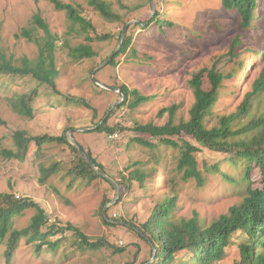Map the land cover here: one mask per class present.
Segmentation results:
<instances>
[{
    "label": "rangeland",
    "instance_id": "374dc122",
    "mask_svg": "<svg viewBox=\"0 0 264 264\" xmlns=\"http://www.w3.org/2000/svg\"><path fill=\"white\" fill-rule=\"evenodd\" d=\"M62 1L80 5L98 33H112L113 37L86 42L84 35L71 31L66 12L48 0H0V54L17 65L25 56L37 58V42L22 31L26 28L44 36L41 28H34L33 16L39 12L52 33L59 37L55 52L60 70L57 86L61 92L57 94L48 84L30 76L0 73V192H13L17 197H31L39 202L49 215L45 230L53 223L71 222L92 241L103 239L104 245L85 249L71 230L50 237L58 245L44 246L40 251L36 244L23 238L10 264H152L153 246L135 227L143 226L166 194L172 195L162 173L163 165L154 169L152 154L162 156L167 176H171L176 172L178 149L164 145L150 133L133 129L150 122L165 124L169 113L160 116L159 111L174 104L178 106L175 121L188 119L194 102L188 82L203 68L215 67L225 76L214 116L236 110L263 65L264 58L253 51L264 48V0L258 7L260 16L246 30L240 26L238 14L225 9L222 0H158L160 11L178 26L172 32L159 34L154 27L146 31L147 23L136 24L129 30L134 42L132 48L118 55L115 64H107L94 75L95 69L118 48L124 22L131 25L150 18L151 4L148 9V0H109L122 17L121 21H109L91 8L87 0ZM140 10L146 11L140 13ZM237 38L240 43L232 48ZM66 41L71 46L89 43L98 54L94 58L74 60ZM100 83L115 88L124 84L149 98L131 107L120 92ZM204 87H211L207 72ZM34 88H38L39 97L34 102L35 116L29 118L17 113L11 103L16 96ZM77 99L86 100L91 107ZM104 118L108 119L107 125L119 128L113 133L97 131V123H102ZM20 129L31 135L65 133L69 142L83 146L104 166V172L99 170L102 178L91 184L74 180L68 172L74 155L68 144L46 143L40 149L32 145L22 160L7 157L3 151L15 148L13 135ZM139 138L154 142L156 148L140 143ZM194 143L200 146L196 154L200 169L207 163L219 165L221 171L205 172L204 186H199L195 178L178 179L174 219L196 216L202 225L209 226L242 200V185L238 183L242 180L231 183L227 174L241 178L243 168L231 166L227 154ZM42 164L47 167L55 164L57 170L46 183L40 181ZM138 167L144 168L146 174L151 172L145 180L147 188L143 189L136 179L129 189L121 188L118 182L122 183L123 176ZM259 173L257 168L252 171L256 185H260ZM110 178L119 186V194ZM107 196L112 200L105 203ZM107 210L118 224L104 222L102 215ZM34 213V209L26 210L14 219L13 227L26 226ZM6 248L7 240H0V264H8ZM237 260L239 254L232 248L215 264H235ZM169 264L197 263L179 258Z\"/></svg>",
    "mask_w": 264,
    "mask_h": 264
},
{
    "label": "trees",
    "instance_id": "16d2710c",
    "mask_svg": "<svg viewBox=\"0 0 264 264\" xmlns=\"http://www.w3.org/2000/svg\"><path fill=\"white\" fill-rule=\"evenodd\" d=\"M48 1L54 4L57 9L66 12L71 31L84 35L86 42L103 41L113 37L112 33H98L96 26L84 14V10L80 5L62 0ZM154 1L157 10L153 17L131 25L129 22H124L120 31V38L126 28L127 32L122 47L109 64H115L118 55L127 53L132 48L134 42L129 30L136 24L147 23L146 31L154 27L159 34L172 32L178 26L167 19L166 15L160 11L158 0ZM260 1L222 0V6L227 10L236 12L240 26L246 30L260 16L261 12L258 9ZM87 2L106 20H122L121 15L114 10L111 1L87 0ZM146 4L149 9L150 0ZM144 11L146 10H140V13ZM33 23L34 28H41L44 31V36L35 35L33 30L26 28L23 29L22 34L37 42L39 47L37 58L30 59L25 56L22 58L21 64L17 65L0 54V73L30 76L42 84H48L54 92L61 94L57 86L60 70L56 63L55 52L59 37L52 33L49 23L39 12L33 16ZM86 42L76 46H71L67 41L65 42L72 59L79 61L97 56L96 50ZM239 43L240 40L237 38L232 48ZM253 54L264 58V48L253 51ZM205 72H207L211 83L209 89L204 87ZM224 78L225 76L215 67L200 69L192 75L188 82L194 94V102L189 109L188 119L181 118L179 122L175 121L178 106L174 104L159 111L160 116L169 113V119L165 124L160 125L150 122L138 124L133 129L150 133L154 138H159L164 145L178 149L176 172L171 176H167L168 169L162 156L156 153L152 154L155 160L154 169L161 166V163L163 165L162 173H165V180L169 184L172 195L166 194L163 199L156 203L152 214L143 226L134 228L136 232L152 244L154 257L152 264H169L179 258L191 259L197 264H215V262L224 259L232 248H235V251L239 254V260L235 264H264V59L262 68L254 80L251 90L245 93L236 110L214 116V108L220 99V89ZM119 88L123 93L124 100L130 101L131 107L138 106L149 98L142 95L137 89H131L127 85L122 84ZM38 97L39 90L34 88L16 96L15 99H12L11 104L17 113L33 118L35 116L34 102ZM77 101L91 107L84 99H77ZM107 124L108 119L104 118L102 123H97L96 130L113 133L119 128V126L111 127ZM176 136L178 140L174 138ZM13 137L15 148L3 151L9 158L22 160L26 157L32 145H36L40 149L46 143L56 142L58 144H68L74 152L68 169L74 180L80 179L86 184H91L97 178H102L99 170L105 171L104 166L96 160L93 154L81 146L97 166V169H95L81 150L69 142L65 133L61 135L48 133L31 135L28 131L20 129L15 131ZM193 140L204 147L227 154V160L231 166L240 168L242 165L243 168L241 178L236 179L235 176H231L227 172L224 173L227 174V180H230L231 183L242 180L238 182L239 185H242V200L231 206L228 213L221 214L209 226L202 225L196 216L190 219H174L178 199L176 190L178 179L186 181L195 178L199 186H204L206 181L205 172L218 173L221 171L219 165H209L207 163L203 165V170L200 169L196 155L200 151V146H197ZM138 141L147 144L152 149L157 146L154 142L141 138ZM255 168L259 169L260 172L258 179L260 185H256V182L252 179V171ZM56 171L55 164L48 167L42 164L40 181L46 183ZM147 175L150 176L151 172L146 174L144 168L138 167L136 170L124 175L123 182H118V184L121 188L127 187L129 189L132 180L136 179L140 186L146 189L145 180ZM111 186L115 190L114 185L111 184ZM122 195L123 192L120 199ZM110 200L112 198L107 196L105 203ZM28 209L35 210L29 223L22 228L13 227L14 219L23 215ZM106 214L102 216L107 225L118 224L117 220L109 217L108 210ZM48 220L49 215L45 208L31 197H17L13 192H0V240H7L5 258L8 264L12 262L23 238L28 243L36 244L37 250L40 251L44 246L56 247L58 245L57 242L50 240V237L65 234L68 230H71L79 240V244L85 249H99L104 245L103 239L92 241L89 236L71 222L66 225L53 223L51 226H47V230H45Z\"/></svg>",
    "mask_w": 264,
    "mask_h": 264
},
{
    "label": "water",
    "instance_id": "95a60500",
    "mask_svg": "<svg viewBox=\"0 0 264 264\" xmlns=\"http://www.w3.org/2000/svg\"><path fill=\"white\" fill-rule=\"evenodd\" d=\"M150 3H151V7H152V10H153V12H152V15H151V17H153L154 15H155V13H156V10H157V8H156V4H155V1L154 0H150ZM126 32H127V28L124 30V32H123V34H122V37H121V40H120V42H119V46H118V48L116 49V51L114 52V53H112L99 67H97L96 69H95V71L93 72V75L96 73V71H98L99 69H101V68H103L104 66H106L107 64H109V62L112 60V58L115 56V54L121 49V47H122V44H123V40H124V38H125V35H126ZM92 75V76H93ZM102 86H105V87H107V88H110V89H112V90H116V91H118V92H120L121 93V95L123 96V93H122V91H121V89L120 88H115V87H110V86H107L106 84H103V83H100ZM78 148L81 150V152L85 155V157L87 158V160L90 162V164L95 168V169H97V166L95 165V163L89 158V156L87 155V153L85 152V150L80 146V145H78ZM101 174H103L104 176H107V175H105L104 173H102L101 172ZM111 179V178H110ZM111 181L113 182V184L115 185V187H116V189H117V194H119V190H120V188H119V186H117V184H116V182L114 181V180H112L111 179ZM154 254H155V247H154Z\"/></svg>",
    "mask_w": 264,
    "mask_h": 264
}]
</instances>
